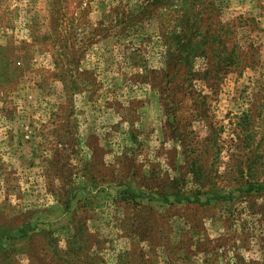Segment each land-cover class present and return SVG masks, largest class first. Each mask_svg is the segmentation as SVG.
<instances>
[{
  "label": "rangeland",
  "instance_id": "374dc122",
  "mask_svg": "<svg viewBox=\"0 0 264 264\" xmlns=\"http://www.w3.org/2000/svg\"><path fill=\"white\" fill-rule=\"evenodd\" d=\"M0 264H264V0H0Z\"/></svg>",
  "mask_w": 264,
  "mask_h": 264
},
{
  "label": "trees",
  "instance_id": "16d2710c",
  "mask_svg": "<svg viewBox=\"0 0 264 264\" xmlns=\"http://www.w3.org/2000/svg\"><path fill=\"white\" fill-rule=\"evenodd\" d=\"M256 185H258V184L256 183Z\"/></svg>",
  "mask_w": 264,
  "mask_h": 264
}]
</instances>
